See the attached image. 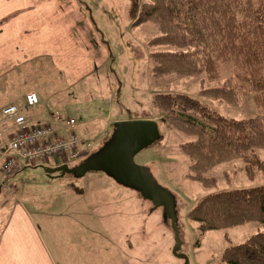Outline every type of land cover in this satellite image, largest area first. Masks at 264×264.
Wrapping results in <instances>:
<instances>
[{
    "label": "rangeland",
    "instance_id": "rangeland-1",
    "mask_svg": "<svg viewBox=\"0 0 264 264\" xmlns=\"http://www.w3.org/2000/svg\"><path fill=\"white\" fill-rule=\"evenodd\" d=\"M21 4L27 6L28 2L23 0ZM129 4L130 0H47V15L52 21L46 22L57 24L59 33L54 31L53 35L45 25L44 42L55 55L59 49L56 60L46 56L43 60L39 55L40 75L32 76L37 81L23 82L11 93L10 83L2 78L0 88L8 94L26 91L30 85L37 89L42 71L53 73L52 96H40V106L49 116L60 109L75 120L71 128L61 132L74 130L90 140L86 155L109 137L115 121L156 119L161 138L138 152L134 161L147 166L157 182L176 198L181 256L172 252L174 233L169 221L163 219L162 207L152 210L151 202L136 190L118 184L101 171H89L81 177L70 173L49 176L40 165L55 166L58 161L48 158L35 165L20 162L7 174L15 195L0 211L2 223L16 202L24 208L30 221L26 239L38 264H220L225 247L264 229L257 222H247L202 231L189 218L188 211L208 193L264 185V171L254 169L253 176H248L242 160L235 159L204 173L216 179L214 185L204 186L188 177L190 159L180 150V144L194 137L162 121L155 105L158 93H186L226 116L260 114L250 98L232 105L200 92L201 83L205 88L219 86L228 75L242 71L240 65L219 60L213 78L206 73L155 76L151 54L172 47L151 43L159 34L158 25L152 21L134 24ZM64 35L70 48L64 47ZM239 83L236 81L237 86ZM54 103L56 108L50 105ZM26 116L33 121L30 111ZM259 154L264 156V149H259ZM80 160L67 158L65 162L71 166Z\"/></svg>",
    "mask_w": 264,
    "mask_h": 264
},
{
    "label": "trees",
    "instance_id": "trees-1",
    "mask_svg": "<svg viewBox=\"0 0 264 264\" xmlns=\"http://www.w3.org/2000/svg\"><path fill=\"white\" fill-rule=\"evenodd\" d=\"M129 14L134 24L152 21L158 25L159 34L151 43L172 47L151 54L155 76L206 73L213 78L219 60L237 61L242 71L228 75L216 87L205 88L201 83L200 92L232 105L250 98L262 112L230 117L186 93L156 94L155 105L161 120L194 137L180 144V150L190 159L187 176L204 186L214 185L216 179L204 173L221 162L235 159L242 160L248 176H253L254 169L264 171V156L259 154V149H264V0H130ZM41 74L37 82L39 92L29 86L33 91L36 89L37 106L41 104L40 96H52L53 91L54 74H44V70ZM33 75H40L36 58L22 63L3 78L6 84L10 83L12 93L23 82L36 80ZM236 81H241L239 86ZM244 81L246 84H242ZM51 105L57 107L55 103ZM187 214L202 231L247 222L264 227V185L208 193ZM220 264H264V229L225 247Z\"/></svg>",
    "mask_w": 264,
    "mask_h": 264
},
{
    "label": "crops",
    "instance_id": "crops-1",
    "mask_svg": "<svg viewBox=\"0 0 264 264\" xmlns=\"http://www.w3.org/2000/svg\"><path fill=\"white\" fill-rule=\"evenodd\" d=\"M9 1L0 0V79L10 73L19 63L26 62L27 59L32 60L43 55L56 60L55 56L59 50L57 49L55 55L44 42L47 35V32H44L45 25L50 28L53 35L54 31L57 35L59 33L57 24L54 22L48 24V21H52V19L47 15V0H26L27 6L21 4L23 0ZM46 20L48 21L46 22ZM64 43V47L70 48L66 37ZM31 90L28 89L22 95L13 96L8 94V91L7 93L3 92V89L0 88V109L9 103L24 104V95ZM40 105L29 108L32 120L51 122L59 130H64L61 126L62 122L54 121L52 113L49 116ZM58 110L62 118L71 117L65 110ZM51 159L54 160V158ZM56 161L58 164L64 163L60 158H56ZM6 177L7 175L3 176V181L8 183L10 191L6 192L0 188V211L8 207L10 203L8 198L15 195L11 183ZM5 218L4 222H0V264H38L26 239V228L30 221L24 208L16 202L14 208Z\"/></svg>",
    "mask_w": 264,
    "mask_h": 264
},
{
    "label": "water",
    "instance_id": "water-1",
    "mask_svg": "<svg viewBox=\"0 0 264 264\" xmlns=\"http://www.w3.org/2000/svg\"><path fill=\"white\" fill-rule=\"evenodd\" d=\"M109 137L90 154L74 165L66 162L43 167L49 176L70 173L81 177L89 171H101L118 184L136 190L152 204V210L163 209L164 221H169L174 233L173 254H178L181 238L177 226L176 198L172 192L161 186L145 165L134 161L135 155L161 138L157 120L138 118L118 120L113 123Z\"/></svg>",
    "mask_w": 264,
    "mask_h": 264
},
{
    "label": "built area",
    "instance_id": "built-area-1",
    "mask_svg": "<svg viewBox=\"0 0 264 264\" xmlns=\"http://www.w3.org/2000/svg\"><path fill=\"white\" fill-rule=\"evenodd\" d=\"M24 104L9 103L0 109V188L9 192V185L3 176L17 169L20 162L33 163L48 158H80L86 155L92 142L79 136L76 131L63 134L53 123L33 120L26 116L30 107L39 102L33 90L24 95ZM54 121L71 128L75 124L72 117L62 118L59 111L52 112Z\"/></svg>",
    "mask_w": 264,
    "mask_h": 264
},
{
    "label": "flooded vegetation",
    "instance_id": "flooded-vegetation-1",
    "mask_svg": "<svg viewBox=\"0 0 264 264\" xmlns=\"http://www.w3.org/2000/svg\"><path fill=\"white\" fill-rule=\"evenodd\" d=\"M83 157H85V156H82V157H80V158L82 159Z\"/></svg>",
    "mask_w": 264,
    "mask_h": 264
}]
</instances>
